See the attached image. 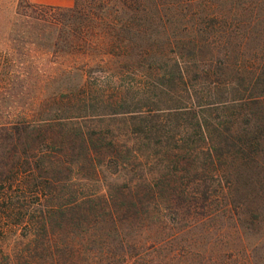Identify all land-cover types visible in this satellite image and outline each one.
Wrapping results in <instances>:
<instances>
[{"label":"trees","instance_id":"16d2710c","mask_svg":"<svg viewBox=\"0 0 264 264\" xmlns=\"http://www.w3.org/2000/svg\"><path fill=\"white\" fill-rule=\"evenodd\" d=\"M261 3H29L26 16L40 26L30 33L36 47L28 49L23 69L36 94L22 116L0 122V264H110L122 258L107 239L119 236L122 224L148 214L150 201L79 195L73 174L96 176L108 160L121 166L120 136H148L158 111L191 109L181 96L165 103L159 93L170 97L185 88L184 57L212 63L220 53L224 61L217 69L230 68L229 50L249 28L243 11ZM152 56L156 65L143 67ZM7 64L19 66L13 59L0 66ZM241 67L238 61L234 69ZM126 74L138 80L124 83ZM244 99L249 98H237ZM106 120L112 124L99 126Z\"/></svg>","mask_w":264,"mask_h":264},{"label":"rangeland","instance_id":"374dc122","mask_svg":"<svg viewBox=\"0 0 264 264\" xmlns=\"http://www.w3.org/2000/svg\"><path fill=\"white\" fill-rule=\"evenodd\" d=\"M262 1L243 11L249 28L229 50L230 68L217 69L224 61L220 53L212 63L184 57L185 88L166 82L176 89L170 97L155 90L165 103L181 96L191 109L158 111L150 120L155 130L148 136H120L125 144L121 166L108 160L96 176L73 174L79 195L150 201L148 214L122 224L119 236L107 239L109 249L123 255L110 264H264ZM29 3L0 0V63L13 59L19 65L0 66L3 123L22 116L36 94L26 84L23 69L28 49L36 47L30 33L40 26L26 16ZM179 22L177 18L175 24ZM180 37L185 40V31ZM151 61L158 59L145 58L143 67L156 65ZM238 61L245 69H234ZM135 79L126 74L122 81ZM108 124L112 122L99 126Z\"/></svg>","mask_w":264,"mask_h":264},{"label":"crops","instance_id":"0c3cea01","mask_svg":"<svg viewBox=\"0 0 264 264\" xmlns=\"http://www.w3.org/2000/svg\"><path fill=\"white\" fill-rule=\"evenodd\" d=\"M33 4L51 5L57 7H70L74 0H28Z\"/></svg>","mask_w":264,"mask_h":264}]
</instances>
